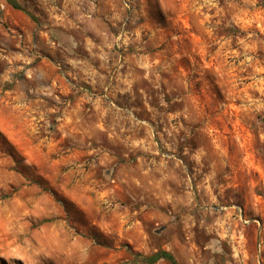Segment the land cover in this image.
I'll list each match as a JSON object with an SVG mask.
<instances>
[{"label": "rangeland", "instance_id": "1", "mask_svg": "<svg viewBox=\"0 0 264 264\" xmlns=\"http://www.w3.org/2000/svg\"><path fill=\"white\" fill-rule=\"evenodd\" d=\"M14 1L0 264H264V0Z\"/></svg>", "mask_w": 264, "mask_h": 264}, {"label": "trees", "instance_id": "2", "mask_svg": "<svg viewBox=\"0 0 264 264\" xmlns=\"http://www.w3.org/2000/svg\"><path fill=\"white\" fill-rule=\"evenodd\" d=\"M5 2L13 9H20V6L14 0H5ZM161 261H165L169 264H178L173 256L165 251H158L150 256H134V263L137 264H157Z\"/></svg>", "mask_w": 264, "mask_h": 264}, {"label": "crops", "instance_id": "3", "mask_svg": "<svg viewBox=\"0 0 264 264\" xmlns=\"http://www.w3.org/2000/svg\"><path fill=\"white\" fill-rule=\"evenodd\" d=\"M53 83H57V81H53ZM67 92H69V91H64V94H67Z\"/></svg>", "mask_w": 264, "mask_h": 264}]
</instances>
